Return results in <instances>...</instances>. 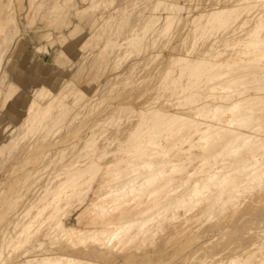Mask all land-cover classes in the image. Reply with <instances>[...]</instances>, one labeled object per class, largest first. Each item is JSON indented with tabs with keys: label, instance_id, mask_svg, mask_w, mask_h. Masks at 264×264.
Segmentation results:
<instances>
[{
	"label": "bare ground",
	"instance_id": "6f19581e",
	"mask_svg": "<svg viewBox=\"0 0 264 264\" xmlns=\"http://www.w3.org/2000/svg\"><path fill=\"white\" fill-rule=\"evenodd\" d=\"M66 1L30 0V23ZM228 1L128 0L96 27L76 106L36 87L4 134L0 264H264V0Z\"/></svg>",
	"mask_w": 264,
	"mask_h": 264
},
{
	"label": "rangeland",
	"instance_id": "374dc122",
	"mask_svg": "<svg viewBox=\"0 0 264 264\" xmlns=\"http://www.w3.org/2000/svg\"><path fill=\"white\" fill-rule=\"evenodd\" d=\"M45 1L46 0H34V6L42 2L45 4ZM126 1L128 0H102V2L101 0H67L61 14L55 15L56 17L51 15L48 17L50 19L47 18L48 20L41 21L40 17L45 11V8H43V12L37 14L32 24L30 21L33 11L30 9V0L12 1L11 5L15 8V20L19 26V32L14 36L9 48L7 47V51H4L5 53L3 52L2 62L0 61V180L6 174L5 172L10 166L9 164L13 162L9 161L7 158L9 153L7 149L3 147L10 142L8 140H12V137L6 140L4 139V134L5 132L12 131L17 126L18 122L24 120L27 104L32 98L35 89L44 86L52 90L57 97H59L62 92L66 91L64 102L76 106L77 103L74 100L75 93L81 90V88L83 90L82 84L84 82L83 92L85 91L88 94L87 86L90 88L91 80L88 81V78L90 79L91 73L88 70L91 69L90 66L94 58L93 54L98 50L97 35L99 33V28L97 29L96 27H100V25L104 23L108 13H110L111 10L113 11L115 6H122ZM183 1L184 0H181L182 3H184ZM186 1L188 2V0H185V3H187ZM201 1L196 0L197 3ZM225 1L210 0L211 3L213 2L212 4H225L231 2L228 0V2ZM193 2H195V0H193ZM20 4L23 8L21 11L18 8L21 6ZM162 13L160 12V14ZM49 24H51V26ZM48 33H51V40L43 35ZM178 39L179 36L173 39L172 43L168 45L169 47L165 46L166 48L162 52L164 56L165 54L167 55L168 49L176 43ZM145 55L146 54H142L136 59L121 60L119 64L116 63L118 66L114 70H122L130 63H133L134 60H142V62H144L145 60L142 58L145 57ZM83 62L86 64V69L80 65L82 64V66H84ZM79 65L80 67H78ZM77 68L80 71L84 69V72H79ZM80 68L83 69L81 70ZM140 69L141 72H139ZM142 69L143 66L136 70L134 74L135 77L139 73H144ZM113 72L109 71L108 74H104L101 82L106 83ZM78 75L82 77L80 78L81 81ZM139 76L140 74L135 79L137 80ZM1 82H3V84ZM123 83L118 85V87H122ZM10 84H14V86L18 88L12 91ZM85 84L87 85L86 88ZM138 85V81L134 82L129 87L123 89L120 94H126L125 96L131 94L135 96L137 93L139 94V92L136 91H140ZM131 90L132 92L129 93ZM127 92L129 94H127ZM9 93L11 97L6 100V96L9 95ZM44 101H46V99L42 100V102ZM33 144L36 145L34 138L26 141L23 147L24 150L21 149V151L18 149L16 152V158L21 157L28 148L33 146ZM6 164L8 167H6Z\"/></svg>",
	"mask_w": 264,
	"mask_h": 264
}]
</instances>
